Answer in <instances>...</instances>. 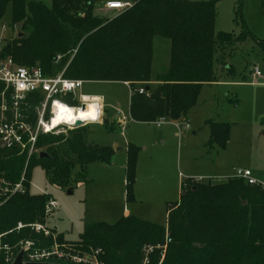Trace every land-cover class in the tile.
<instances>
[{
    "label": "trees",
    "instance_id": "16d2710c",
    "mask_svg": "<svg viewBox=\"0 0 264 264\" xmlns=\"http://www.w3.org/2000/svg\"><path fill=\"white\" fill-rule=\"evenodd\" d=\"M97 1L0 0V19L11 3L13 24L20 29L16 37L4 41V54L18 64L40 65L48 75L69 63L65 70L69 78L130 82V112L138 121L186 118L202 86L215 80L218 47L233 46L248 36L216 31L217 0H135L105 25L94 28L91 24L100 18L93 12ZM156 36L169 39L171 49L167 70L153 77ZM228 69L233 71L231 66ZM152 81L157 82L153 88ZM63 99L76 104L71 95ZM207 124L211 127L208 144L225 147L230 124ZM87 135L88 125L68 134L41 135L37 146L49 156L35 155L27 165L24 154L0 147V177L16 182L25 166L29 178L32 167L41 165L53 181L65 185L76 163L83 167L95 161L110 163L114 149L90 143ZM138 151V146H128V201L134 199ZM27 187L25 193L13 195L0 206V235L9 232L7 241L30 239L38 247H50L52 237L30 227L15 230L19 222L45 221L50 196L32 194ZM167 231L171 240L164 258L161 261L162 251L156 249L148 264H201L219 252L218 264H258V258L263 263L264 189L235 176L220 183L192 179L182 184L179 201L169 205L166 228L129 215L115 223L87 224L77 241H64L62 234L58 239L82 251L101 248L107 264H143L144 247L164 243Z\"/></svg>",
    "mask_w": 264,
    "mask_h": 264
},
{
    "label": "rangeland",
    "instance_id": "374dc122",
    "mask_svg": "<svg viewBox=\"0 0 264 264\" xmlns=\"http://www.w3.org/2000/svg\"><path fill=\"white\" fill-rule=\"evenodd\" d=\"M106 1L98 0L93 7L94 14L100 17L91 24L94 28L105 25L121 12L108 9ZM120 1L132 4L135 0ZM216 31L234 36L247 33L248 36L233 46L218 47L215 78L221 83L203 86L196 105L188 113V120L173 121L165 117L161 127L155 124L160 118L153 122H135L130 112V86L121 81L83 83L77 91L78 96L101 95L106 111L102 123L86 124L87 139L93 144L114 147L115 154L112 164L102 161L91 162L85 167L74 164L65 185L53 181L41 165L32 167L30 193L47 194L58 203L54 212L46 216L49 228L77 240L87 224L115 223L124 216L126 207L133 216L166 228L168 202L178 201L182 184L195 177L202 183H218L225 180L219 177L233 175L235 169L249 168L257 179L264 180V0H217ZM19 32V27L13 24L12 4L9 3L0 19V39H13ZM170 48L169 39L156 36L153 76L167 70ZM58 57L59 61L62 55ZM255 68L260 71L259 76L254 75ZM96 115L94 113L90 119H95ZM206 115L230 124L225 147L217 143L212 148L205 145L210 133L202 122ZM118 119L124 124V130ZM186 121L190 122V128L185 127ZM176 122L182 125L180 129L175 126ZM76 127L65 126L61 133L68 134ZM163 131L168 134L162 136ZM130 143L137 145L139 151L134 199L128 201L122 164L126 158L125 148ZM165 152L167 156L162 159ZM158 162H162V166ZM260 242L263 241H257ZM143 254L145 257L144 251ZM220 256V252L211 255L201 264H218ZM258 259V264H264L262 258Z\"/></svg>",
    "mask_w": 264,
    "mask_h": 264
},
{
    "label": "built area",
    "instance_id": "2783aa9c",
    "mask_svg": "<svg viewBox=\"0 0 264 264\" xmlns=\"http://www.w3.org/2000/svg\"><path fill=\"white\" fill-rule=\"evenodd\" d=\"M130 5L129 1L120 0H108L105 3V6L110 10H122ZM4 44L5 42L0 39V147L24 154L27 165L33 156L39 155L42 151L37 146L41 135L58 134L62 132L61 129L65 126L69 128L76 126L75 123L54 125V106L56 103H63L79 110L86 108L87 103L93 98H96L99 104L101 100L83 94L78 96L77 91L85 81L65 76L66 67L56 74L48 75L40 65L18 64L11 55L4 54ZM254 75H260L257 68L254 70ZM140 92H144V88H140ZM69 95L72 96L73 100H76V104H70L63 99ZM101 116L100 114L95 120L84 121L83 125L99 122ZM163 119L161 118L158 125L163 122ZM187 126L189 125L187 124ZM122 129L124 130V126ZM235 177L242 178L248 184L258 185L264 189V180L254 177L250 169H237ZM27 183L29 184V178L26 174V168L16 182L0 177V206L5 204L13 195L25 193L28 189ZM57 207V201L49 197L45 204V219ZM25 227H30L37 233H43L46 237H52L53 244L45 248L38 247L35 241L30 239L19 242L7 241L6 236L9 232L2 233L0 235V261L4 264L13 263L21 251H24V262L107 264L101 258L103 254L101 248L82 251L70 243L60 242L58 234L46 225V221L28 224L19 222L15 230L20 231ZM170 240L167 231L164 243L146 245L143 264L149 263L150 254L156 249L162 251V261Z\"/></svg>",
    "mask_w": 264,
    "mask_h": 264
},
{
    "label": "crops",
    "instance_id": "0c3cea01",
    "mask_svg": "<svg viewBox=\"0 0 264 264\" xmlns=\"http://www.w3.org/2000/svg\"><path fill=\"white\" fill-rule=\"evenodd\" d=\"M156 38V37H155ZM155 38H154V41L153 42H155ZM170 43H171V41H170ZM153 45H154V43H153ZM154 47V46H153ZM171 49V48H170ZM153 57H154V55H153ZM169 66V65H168ZM168 66H167V68H168ZM158 74H161V73H158ZM158 74H155L153 77H156ZM123 83H125L126 85H128V86H130V88H131V94H132V91H133V88H132V86L131 85H129V82H123ZM216 83H221V81H216V78H215V80L213 81V82H210V83H205L203 86H205V85H213V84H216ZM153 84V87H155V85L157 84V82L156 81H152L151 82V85ZM203 86H202V88H203ZM202 88H201V90H202ZM201 92V91H200ZM83 95H86V94H83ZM88 96H93V97H97V98H99L100 100H101V102H100V104H101V119H100V121L99 122H97V123H102V121L104 120V118H105V113H106V111H105V106H104V101H103V97L101 96V95H88ZM92 101H95V102H97L96 100H92ZM96 114H97V112H96ZM188 117H189V114L187 115V117L186 118H183L182 120H184V119H187L188 120ZM191 117H192V119H193V116L191 115ZM131 118H132V116H131ZM161 118H165V117H161ZM160 118V119H161ZM160 119L159 120H157L156 121V126L157 127H161L163 124H164V122H162L160 125H158V122L160 121ZM132 120H133V118H132ZM134 121H135V119H134ZM174 121V120H173ZM175 121H179V120H175ZM204 121V123H205V125L209 128V130H210V133H209V136H208V138H207V142H206V146H208V147H211L212 148V146L214 145H209L208 144V141H209V139H210V137H211V127H210V125H208L207 124V121H213V122H218V123H223V121H220V120H213V118L211 117V116H209V115H206V116H204V118L202 119V122ZM135 122H137V121H135ZM142 122H153V121H142ZM201 122V123H202ZM118 123H119V125L121 126V128H122V126H124V124L121 122V120L120 119H118ZM190 122H188V121H186V123H185V127L186 128H190V124H189ZM187 124L189 125V126H187ZM175 126L177 127V128H181V124L179 123V122H176V124H175ZM202 127H204L203 126V124L201 125ZM197 128H198V126H196ZM161 134H162V136H166L167 134H168V131H163V132H161ZM130 144H132V143H130ZM129 144V145H130ZM128 145V146H129ZM133 145H135V144H133ZM204 145V146H205ZM128 146L125 148V152H126V158H125V160L123 161V167H124V170H125V184H126V182H127V180H126V164H127V158H128V153H127V149H128ZM135 146H137V145H135ZM112 147V146H111ZM113 149H114V147H112ZM118 150H124V149H121V148H118ZM114 154H115V149H114ZM114 154H113V156H114ZM166 156H167V153L165 152L164 154H162L161 155V157H162V159L163 158H166ZM113 158V157H112ZM111 163V162H110ZM109 163V164H110ZM112 164V163H111ZM158 164H160V166H162L161 164H162V162H158ZM85 167V166H84ZM137 169V168H136ZM152 169V167L150 168V170ZM239 169V168H238ZM245 169H249V168H245ZM236 170L237 169H235V172H236ZM235 172H234V174L233 175H229V176H225V177H219V178H221V179H225V180H223V181H220V182H224V181H226V180H228L229 178H231V177H234L235 176ZM252 172V171H251ZM253 174V173H252ZM254 176V175H253ZM208 179H211V177H209V176H206ZM255 177V176H254ZM194 180H196L197 181V179H196V177L195 178H193ZM197 182H200V181H197ZM220 182H218V183H220ZM181 191H182V187H181ZM180 196H181V192H180ZM180 198V197H179ZM138 199V198H137ZM179 201V200H178ZM174 202H176V201H174ZM171 203H173V202H168V209H167V222L166 223H168V215H169V205L171 204ZM129 215H132V213H131V210H130V208L129 207H126L125 208V210H124V216H129ZM123 216V217H124ZM119 220V219H118ZM117 220V221H118ZM146 221H148V220H146ZM105 222V221H104ZM149 222H151V221H149ZM152 223H154V222H152ZM157 224V223H156ZM57 234H62L63 235V238H64V241H69V242H73V241H77V240H79V239H77V240H71V239H68L67 237H66V235L64 234V233H59L56 229H53Z\"/></svg>",
    "mask_w": 264,
    "mask_h": 264
},
{
    "label": "bare ground",
    "instance_id": "6f19581e",
    "mask_svg": "<svg viewBox=\"0 0 264 264\" xmlns=\"http://www.w3.org/2000/svg\"><path fill=\"white\" fill-rule=\"evenodd\" d=\"M55 117L53 120L54 125L58 123L73 124L77 120L90 121L95 120L101 114L100 104L95 101H89L84 109H73L64 105L63 103H56L54 106ZM97 112L95 119H90V116Z\"/></svg>",
    "mask_w": 264,
    "mask_h": 264
},
{
    "label": "water",
    "instance_id": "95a60500",
    "mask_svg": "<svg viewBox=\"0 0 264 264\" xmlns=\"http://www.w3.org/2000/svg\"><path fill=\"white\" fill-rule=\"evenodd\" d=\"M147 89H148V88H147ZM83 107H84V106H83ZM75 125H76L77 127H79V126H83V121H82V120H77V122H76ZM39 156H40V157H48L49 154H48L47 152H45V151H41V152L39 153ZM23 258H24V251H21V252L17 255V257H16V259L14 260V262L11 263V264H60V263H52V262H24Z\"/></svg>",
    "mask_w": 264,
    "mask_h": 264
}]
</instances>
